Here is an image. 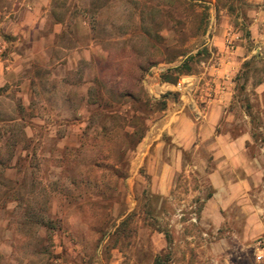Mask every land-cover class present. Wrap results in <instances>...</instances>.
I'll return each instance as SVG.
<instances>
[{"label":"rangeland","instance_id":"obj_1","mask_svg":"<svg viewBox=\"0 0 264 264\" xmlns=\"http://www.w3.org/2000/svg\"><path fill=\"white\" fill-rule=\"evenodd\" d=\"M263 9L0 0V264H264V39L251 30ZM157 65L166 77L150 82ZM215 94L230 114L219 129L250 135L255 223L236 209L219 229L201 220L189 195L210 196V166H187L209 154L175 155L184 170L155 192L177 146L155 121Z\"/></svg>","mask_w":264,"mask_h":264},{"label":"crops","instance_id":"obj_2","mask_svg":"<svg viewBox=\"0 0 264 264\" xmlns=\"http://www.w3.org/2000/svg\"><path fill=\"white\" fill-rule=\"evenodd\" d=\"M253 3H262L264 0H250ZM253 37H258L260 43L264 39V9L254 14L251 22ZM232 61L228 62L231 64ZM224 69V68H223ZM230 70V67H228ZM225 70V69H224ZM9 75H3L0 72V85L4 86L3 78ZM202 99V97L197 98ZM224 97L214 95L212 99H202V103L195 100L188 108H182L180 105L169 107L163 116L155 121V130L170 134L171 139L177 146L170 148L169 155L173 158L165 160L159 164L162 170L158 182L154 185L157 188L155 192L164 196L172 186L170 183L173 174L177 170L183 171L185 165L176 159L175 155L190 154H209L210 161L197 162L187 166L190 170L208 169L207 175L210 196L205 200L197 191L189 195V201H203V207L200 212L201 220L209 222L214 229H219L224 220V212L236 209L248 217V222L255 223L257 215L252 212L250 202V192L254 181L258 177L253 175L254 159L248 155L247 142L250 135L242 132L238 135L230 130L219 129L224 118H230V114L224 109L228 102ZM182 105V104H181ZM159 148L156 154L159 152ZM174 159V161H173ZM252 225V224H251ZM260 226H254L253 233L258 234ZM247 234V235H246ZM244 240L250 238L248 233H244Z\"/></svg>","mask_w":264,"mask_h":264},{"label":"built area","instance_id":"obj_3","mask_svg":"<svg viewBox=\"0 0 264 264\" xmlns=\"http://www.w3.org/2000/svg\"><path fill=\"white\" fill-rule=\"evenodd\" d=\"M228 49H232L231 43H229V45H227ZM230 51V50H229ZM229 54H231V52H229ZM167 70V67L164 65H157L155 68H153V73L154 75L150 78V82L154 81L155 82V77L158 76V74H161L162 72H165ZM177 88L179 90H181V86L177 85ZM211 99V98H209ZM256 259L258 261L263 262L264 261V247L261 248V250L259 251V253L256 255Z\"/></svg>","mask_w":264,"mask_h":264},{"label":"trees","instance_id":"obj_4","mask_svg":"<svg viewBox=\"0 0 264 264\" xmlns=\"http://www.w3.org/2000/svg\"><path fill=\"white\" fill-rule=\"evenodd\" d=\"M205 52H206V51H205ZM166 74H167V73H162V76H163V77H166Z\"/></svg>","mask_w":264,"mask_h":264}]
</instances>
